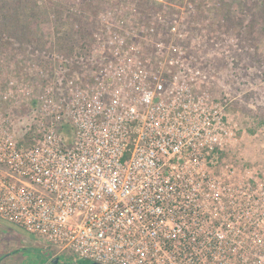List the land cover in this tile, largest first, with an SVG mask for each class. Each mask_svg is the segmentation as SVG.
<instances>
[{"label":"built area","instance_id":"2783aa9c","mask_svg":"<svg viewBox=\"0 0 264 264\" xmlns=\"http://www.w3.org/2000/svg\"><path fill=\"white\" fill-rule=\"evenodd\" d=\"M154 4L107 9L71 53L26 45L0 86V218L77 260L264 264V172L212 75L237 41L194 0Z\"/></svg>","mask_w":264,"mask_h":264},{"label":"rangeland","instance_id":"374dc122","mask_svg":"<svg viewBox=\"0 0 264 264\" xmlns=\"http://www.w3.org/2000/svg\"><path fill=\"white\" fill-rule=\"evenodd\" d=\"M194 1L201 25L237 41L238 46L231 51L234 65L223 58L211 60L212 75L219 76L215 95H229L228 114L237 127V154L247 166L264 172V0ZM127 3L140 4L144 17L157 8L154 0H30V4L14 9L10 0H0V86L8 79L4 77H18V58L24 57L26 43L54 42L65 18L66 25L84 21L91 26L107 9ZM75 11L82 12L81 22L76 21ZM63 39L74 41L70 32ZM60 250L0 218V264H77L69 251L54 263Z\"/></svg>","mask_w":264,"mask_h":264},{"label":"trees","instance_id":"16d2710c","mask_svg":"<svg viewBox=\"0 0 264 264\" xmlns=\"http://www.w3.org/2000/svg\"><path fill=\"white\" fill-rule=\"evenodd\" d=\"M13 3L14 9L17 8V6L19 7L20 5L23 6L24 3L26 4H30V0H10ZM33 8H35V5L33 6ZM76 21H78V18L76 19ZM81 22V18L79 20ZM78 21V22H79ZM63 22L65 25L67 23V21H61ZM79 28L76 31H72L71 36L73 37L74 41L73 42H66L65 39H63L64 37H58L57 36V40H55L53 43H56V51L58 53H66L67 51H69L70 53L72 52L74 46L73 44H79L83 39H85L87 37L88 34H90V24L86 22V25L84 23V21L81 23H79ZM39 39V37H38ZM57 41V42H56ZM31 43H26V45H30L36 48H41V49H47L48 50H53V46L52 45H48L49 43L45 42L43 45H35ZM51 43V42H50ZM24 50V49H23ZM24 52V51H23ZM22 52V53H23Z\"/></svg>","mask_w":264,"mask_h":264},{"label":"water","instance_id":"95a60500","mask_svg":"<svg viewBox=\"0 0 264 264\" xmlns=\"http://www.w3.org/2000/svg\"><path fill=\"white\" fill-rule=\"evenodd\" d=\"M55 263H59L58 259L55 260ZM76 263L77 264H100V263H96V262H93V261H89V260H77L76 259Z\"/></svg>","mask_w":264,"mask_h":264},{"label":"flooded vegetation","instance_id":"af4514ba","mask_svg":"<svg viewBox=\"0 0 264 264\" xmlns=\"http://www.w3.org/2000/svg\"><path fill=\"white\" fill-rule=\"evenodd\" d=\"M60 257H61L60 254L54 255V260H53V262L55 263V260H57V259H58V261H60Z\"/></svg>","mask_w":264,"mask_h":264}]
</instances>
